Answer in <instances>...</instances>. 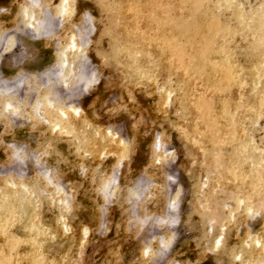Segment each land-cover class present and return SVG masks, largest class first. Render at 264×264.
<instances>
[{
  "label": "rangeland",
  "instance_id": "rangeland-1",
  "mask_svg": "<svg viewBox=\"0 0 264 264\" xmlns=\"http://www.w3.org/2000/svg\"><path fill=\"white\" fill-rule=\"evenodd\" d=\"M25 1L0 0V81L21 79L13 98L0 94V264L12 263L16 251L28 264L32 256V264L261 263L264 112L251 120L231 113V141H224L225 124L224 140L214 145L203 124L220 93L232 112H245L237 93L250 63L240 62L235 73L223 63L232 77L208 87L205 58L235 59L247 50L264 71V35L258 40L248 30L253 23L264 34V0H38L36 13L50 19L35 33L27 31ZM71 36L76 69L56 75ZM198 43L205 55L191 62ZM47 73L54 78L44 84ZM251 83L246 93L263 103L264 78L259 91ZM43 174L59 185L54 196ZM167 211V220H156ZM7 215L14 220L5 226Z\"/></svg>",
  "mask_w": 264,
  "mask_h": 264
},
{
  "label": "bare ground",
  "instance_id": "bare-ground-1",
  "mask_svg": "<svg viewBox=\"0 0 264 264\" xmlns=\"http://www.w3.org/2000/svg\"><path fill=\"white\" fill-rule=\"evenodd\" d=\"M125 1V0H124ZM129 2H130V0H128ZM132 1V0H131ZM134 1V0H133ZM181 0H179V2H180ZM228 1V0H227ZM135 2V1H134ZM136 2H140V1H136ZM135 2V3H136ZM159 2V1H158ZM186 2H188V1H186V0H184L183 2H182V5L183 4H185ZM125 3H126V1H125ZM146 3V2H145ZM157 3V2H156ZM181 3V2H180ZM130 4V3H129ZM148 4H150V3H148ZM147 4V5H148ZM146 5V4H145ZM158 5H160V4H158ZM186 5V4H185ZM203 5V4H202ZM134 6V5H133ZM23 7H24V10H23V14H24V16H25V18L28 20V22H29V25L31 26H29L28 28L30 29V30H27L28 32H36V30H40V27H41V25H43V23H45L46 21H47V24L49 23L48 22V19H50V18H48L49 17V15H48V17H47V20L46 21H44L43 22V20H42V17H44V16H40V14L38 15L37 13H36V9L39 7V4H38V0H26L25 1V4L23 5ZM126 7H127V5H126ZM141 8V7H140ZM145 8V7H144ZM149 8V7H148ZM147 8V9H148ZM159 8V7H158ZM177 8V7H176ZM124 9V8H123ZM128 8H126V10H127ZM125 10V11H126ZM139 10V9H138ZM155 10V9H154ZM160 10H162V8L160 9ZM153 11V10H152ZM156 11V10H155ZM140 12V11H139ZM148 12V14H150V15H152L150 12L151 11H147ZM42 13V12H41ZM47 13H49V11L47 12ZM131 13H133V12H131ZM137 13V12H136ZM162 13V12H161ZM189 13V12H188ZM44 13H42V15H43ZM45 14H46V12H45ZM196 14V13H195ZM142 15V14H141ZM244 15V14H243ZM138 16V15H137ZM215 16V15H214ZM195 17V16H194ZM46 17H44V19H45ZM191 18V17H190ZM132 19V18H131ZM135 19V18H134ZM146 19V18H145ZM248 19V18H247ZM253 19V18H252ZM252 19H251V21H252ZM52 20V19H51ZM144 20V19H143ZM239 21H241V18H240V20ZM254 21V20H253ZM123 22V21H122ZM137 22V21H136ZM186 22V21H185ZM224 21H222V23H223ZM187 23H188V21H187ZM222 23H220L221 25H222ZM231 23V22H230ZM46 24V25H47ZM150 24V23H149ZM237 24H239V22L237 23ZM214 25H216V24H214ZM263 25V24H262ZM261 25V26H262ZM45 26V25H44ZM239 26V25H238ZM241 26V25H240ZM215 27H218V26H215ZM262 27H264V26H262ZM139 28H140V25H139ZM213 28H214V26H213ZM222 28H224V27H222ZM240 28V27H239ZM136 29V28H135ZM160 29V28H159ZM175 29V28H174ZM225 29H227V28H225ZM230 29V28H229ZM238 29V28H237ZM41 30H42V28H41ZM137 30V29H136ZM145 31L147 30V29H144ZM219 30V29H218ZM249 33H250V35H254L255 37H256V39H260L261 40V38H262V35H264L263 34V32H261V31H263V30H260V27L258 28V27H256L253 23H251L250 24V26H249ZM135 31V30H134ZM133 31V32H134ZM138 31V30H137ZM136 31V32H137ZM153 31V30H152ZM182 31V30H181ZM198 31V30H197ZM229 32H231L232 34H233V32L231 31V30H228ZM34 32V33H35ZM40 32V31H39ZM45 32V31H44ZM128 32H130V30L128 31ZM132 32V31H131ZM140 32V31H139ZM174 32V31H173ZM199 32H201V31H199ZM198 32V33H199ZM218 32V31H217ZM212 33H214V31H212ZM221 33V32H220ZM240 33V32H239ZM38 34H41V33H38ZM136 34H138V33H136ZM135 34V35H136ZM174 34H175V32H174ZM218 34V33H217ZM29 35V34H28ZM35 35H37V34H35ZM223 35V34H222ZM229 35V34H228ZM9 36V35H8ZM33 36V35H32ZM129 36V35H128ZM137 36H142L143 37V35H136V37ZM208 36V35H207ZM231 36H233V35H231ZM5 37H6V35H5ZM3 37V39H7L8 37ZM144 38V37H143ZM210 38V36L207 38V39H209ZM225 38V37H224ZM250 38V37H249ZM13 39V38H12ZM124 39H125V37H124ZM182 39V38H181ZM207 39H205V40H207ZM226 39V38H225ZM225 39H224V41H225ZM132 40V39H131ZM138 40H140L139 39V37H138ZM138 40H137V43H138ZM204 40V41H205ZM258 40H256V43H257V41ZM4 41V40H3ZM6 41V40H5ZM174 41V40H173ZM208 41V40H207ZM237 41V40H236ZM264 41V37H263V40H262V42ZM2 42V41H1ZM140 42V41H139ZM142 42V41H141ZM209 42V41H208ZM260 43H261V41H260ZM259 43V44H260ZM1 44V43H0ZM65 44V43H64ZM120 44V43H119ZM126 44H127V42H126ZM129 44V43H128ZM143 44H145L144 42H143ZM225 44V43H224ZM235 44V43H234ZM258 44V43H257ZM130 45V44H129ZM132 45V44H131ZM139 45V44H138ZM207 45H210V42H209V44H207ZM236 45V44H235ZM136 46V45H135ZM206 46V45H205ZM204 46V47H205ZM258 46V45H257ZM145 47V46H144ZM210 47V46H209ZM212 47V46H211ZM263 47H264V43H263V45H261V49H263ZM77 48V43H76V38L75 37H73V36H71V37H69V39H68V41H67V43L65 44V47L63 48V50H62V55H61V59H60V61L57 63V65H56V75H57V73L61 70V68H66V70L68 69L69 70V74L71 73V72H73L76 68H75V66L72 64L73 63V61H71L70 60V58L72 57V56H74L75 55V53H72L73 52V50H75ZM124 48V47H123ZM129 48V47H128ZM132 48V47H131ZM195 52H196V55L194 56V58H192L191 59V62H195V61H197L198 60V62L200 61V59L202 58L201 56H204L205 54L201 51V49L203 48V47H201L200 48V44L198 43V45H196L195 46ZM235 48H236V46H235ZM257 48V47H256ZM122 49V48H121ZM218 49H219V47H218ZM246 49V48H245ZM60 50H61V48H60ZM124 50V49H123ZM204 50H206V49H204ZM208 50V49H207ZM206 50V51H207ZM224 50V49H223ZM222 50V51H223ZM76 51V50H75ZM184 51V50H183ZM183 51H181V53L183 52ZM191 51V50H190ZM205 51V52H206ZM216 51V50H215ZM244 51V50H243ZM247 50H245L242 54H240V53H238L237 55L238 56H236V58L235 59H231V57H230V54H224V56L221 58L220 57V60H212V61H209L208 60V58H205V59H207V61H205V64H207V62H208V66H209V68H210V75H208L207 77H206V79H207V86L208 87H212L214 84H216L217 82H219V81H222V79L221 78H223V75H225L224 74V72H225V70H224V67H223V63H228L227 65L228 66H232V69H233V73H235L234 71H239V67H238V65H239V63L240 62H248V63H250V66H248V67H246V69L244 70L245 72H244V76H243V78H242V80L240 81L241 83H240V89H242L239 93H237V97L239 98V100H242V102H243V109L245 110V112H242V113H238V111L237 110H235L234 112H232L231 110H230V108H229V101H227V100H225L224 99V97H222L221 96V93L219 94V96H218V98H217V100L216 101H218V105H217V102H213L212 103V105L210 106V109H209V111H208V115H207V122L206 123H204L203 124V133L205 134V137H207V138H209V137H211V138H209V142L212 144V145H214L215 143H217V142H219V141H222V139L224 140V137L222 138V135L224 134V133H222V129H223V127L225 126V124H227V125H229L227 128H228V131H229V134H228V136H227V139L226 140H224L225 142L226 141H231V138H230V132H231V120L233 119L231 116V113H235V116L236 117H239V116H243V118H245V119H247V120H251V119H253L255 116H256V118H257V115H261V112L263 111L264 112V110L262 109V106L261 105H264V98H263V103H261V101L259 100V101H257L258 99H257V96L255 95V94H252L251 92H248V93H246V91H245V87H247L246 85L248 84V82L250 81V83H251V81L256 77V82H255V85L253 86V84L251 83V85H252V87L254 88L255 86H256V84H262V79L264 78V71H262L261 69H256V66L255 65H253V63H254V61H253V59L251 58L250 59V56H249V53H247L246 52ZM126 52H128V50L126 51ZM240 52H241V49H240ZM148 53V52H147ZM150 53V52H149ZM209 53V52H208ZM207 53V54H208ZM211 53V52H210ZM222 53H224V52H222ZM222 53L219 51H217V53H215V55L216 56H220V55H222ZM124 54V53H123ZM263 52H261L259 55H260V58H261V60H260V63L262 64L264 61V56H263ZM145 55V54H144ZM250 55H252V54H250ZM174 56V55H173ZM197 56H200V57H197ZM143 57V56H142ZM198 59H197V58ZM209 57V56H208ZM144 58V57H143ZM259 58V59H260ZM59 60V59H58ZM173 60V59H172ZM175 60V59H174ZM231 60H233V62L231 61ZM232 62V63H231ZM229 63H230V65H229ZM78 68L77 69H80L79 71H81V69L83 68V67H85V65H81V62H78ZM198 65H196L195 66V69L193 70V76H194V79H195V81L196 82H198V83H200V82H202L204 79H205V75H204V73L202 72L201 73V71H203L204 70V68H203V66L200 64V63H197ZM260 65V64H259ZM83 66V67H82ZM77 67V66H76ZM262 67H264V64H263V66ZM171 68V67H170ZM181 68V67H180ZM257 68H258V64H257ZM261 68V67H260ZM145 69V68H144ZM230 70H231V68H229ZM228 71V72H226V77L225 78H229V76H230V74H231V71ZM241 70V69H240ZM144 71V70H143ZM256 71V72H255ZM61 72V71H60ZM82 72V71H81ZM92 72V71H91ZM62 73V72H61ZM141 73H142V71H141ZM241 73V72H240ZM143 74V73H142ZM55 75V74H54ZM55 75V76H56ZM86 75L87 74H83L81 77H83L82 79H83V81L84 80H88L87 78H86ZM233 75V74H232ZM232 75L230 76V77H232ZM78 76V78H80V74L79 75H77ZM51 77H53V76H51V74H49V73H47L46 75H43V79H44V84L46 83L47 84V81L49 80V79H51ZM130 77V76H129ZM149 77V76H148ZM24 78V77H23ZM54 78V77H53ZM67 78V77H66ZM75 78H76V75H75ZM237 79V78H236ZM240 79V78H239ZM238 79V80H239ZM2 80L4 81V82H2ZM0 82H2L3 84L1 85V87H0V94H4V95H6V96H11L17 89H18V87L21 85V79L20 78H17V79H15L14 81H12V82H10L11 80L9 79V80H4V79H2ZM41 80V79H40ZM53 80V79H52ZM65 80V79H64ZM238 80H236V81H238ZM9 81V82H8ZM232 81H233V79H232ZM235 81V80H234ZM49 82V81H48ZM88 82V81H87ZM86 82V83H87ZM195 82V83H196ZM81 83V82H80ZM42 85V86H45V85ZM38 85V84H37ZM199 85V84H198ZM226 85H228V84H226ZM238 85V84H237ZM41 86V87H42ZM85 86H86V84H85ZM259 87V86H258ZM256 89H257V87H255ZM239 89V90H240ZM252 89V88H251ZM229 90V89H228ZM257 91H259L258 89H257ZM261 91H262V89H261ZM187 92H188V89H187ZM221 92H224V91H221ZM186 93V92H185ZM201 93H202V91H201ZM218 93V92H217ZM230 93V92H229ZM249 93H251L252 95L251 96H249ZM256 93H258V92H256ZM262 94L264 93V92H261ZM258 95V94H257ZM187 96V95H186ZM201 96V95H200ZM260 96V95H259ZM259 96H258V98H259ZM12 97V96H11ZM51 97V96H50ZM5 98V97H4ZM9 98V97H8ZM13 98V97H12ZM54 98V97H53ZM36 99V98H35ZM261 99H262V97H261ZM238 100V99H237ZM236 100V101H237ZM9 101H11V99L9 100ZM8 99H7V101H6V105L8 106V108H10L13 104L11 103V102H8ZM40 102V101H39ZM49 104H51L52 102H53V100H52V98H49ZM54 103V102H53ZM52 103V104H53ZM208 103V102H207ZM236 103V102H235ZM57 104V103H56ZM237 104V103H236ZM18 105V104H17ZM31 105H32V107H34V110H37V108H38V106H39V103H37V100L35 101V103L34 102H32L31 103ZM54 105V104H53ZM238 105V104H237ZM240 106V105H239ZM238 106V107H239ZM205 107V106H204ZM237 107V108H238ZM8 108L6 107V109L8 110ZM40 109V108H39ZM78 110V109H77ZM243 110V111H244ZM58 111V110H57ZM204 111H205V109H204ZM231 111V112H230ZM237 111V112H236ZM242 111V110H241ZM10 112V111H9ZM244 113V114H243ZM59 114H60V116H65V112L63 111V110H59ZM234 116V115H233ZM262 116V115H261ZM198 117V116H197ZM46 120V119H45ZM254 122V121H253ZM254 124H256V123H254ZM242 125V124H241ZM241 130V129H240ZM242 131L244 132V130L242 129ZM242 131H240V133L242 132ZM202 133V134H203ZM234 136H232V138H233ZM197 138V137H196ZM251 138V137H250ZM236 140H237V138H236ZM252 140V139H251ZM250 140V141H251ZM223 141V142H224ZM196 142V141H195ZM240 142V141H239ZM244 143V142H243ZM253 143V142H252ZM255 143V142H254ZM198 144H200L199 142H197L196 143V145H198ZM202 144V143H201ZM200 144V145H201ZM219 144V143H218ZM222 144V143H221ZM158 145V144H157ZM156 145V146H157ZM220 145V144H219ZM202 146V145H201ZM204 147V146H203ZM235 147V146H234ZM251 147H252V145H251ZM243 150L242 151H244L245 153V155H246V153H248L247 154V156L248 157H250V158H252L253 157V155L255 154L254 152H252L251 150H249V148H248V146H247V144L245 143V144H243V148H242ZM257 149V148H256ZM255 149V150H256ZM260 149H258V151H259ZM200 151V150H199ZM234 151H235V149H234ZM254 151V150H253ZM257 151V150H256ZM210 152V151H209ZM263 152V151H262ZM14 153H16V152H14ZM192 153V152H191ZM212 153V152H211ZM214 153V152H213ZM264 153V152H263ZM243 154V156L245 157V155ZM257 154V153H256ZM15 155V154H14ZM16 155H17V153H16ZM217 155V154H216ZM262 156V155H261ZM214 157H215V155H214ZM223 157V156H222ZM242 157V156H241ZM197 158V157H196ZM216 158H219L218 156H216ZM243 159V158H242ZM246 159H248V158H246ZM253 159V158H252ZM251 159V160H252ZM264 158H262V157H260L259 158V160L260 161H262ZM218 160V159H217ZM250 160V159H249ZM263 162H264V160H263ZM235 166V165H234ZM39 167H41V166H39ZM253 167V165H251V167H249L250 169ZM256 168V167H255ZM264 167L262 168V169H260L259 171H258V176H263L264 175ZM10 171H12V169L10 170ZM51 171V170H50ZM253 171H257V170H253ZM49 172V171H48ZM252 173V172H251ZM7 174V173H6ZM44 174H47V173H45L44 172ZM42 175V176H44L43 178L46 180V182H47V184L49 185V184H54L53 182H52V180H54V179H52V178H48V177H46L45 175ZM49 175H51L50 173H49ZM229 175V174H228ZM234 175V178H235V174H233ZM243 175V174H242ZM242 175H240V176H242ZM256 175V174H255ZM55 176H56V174H55ZM220 176V175H219ZM245 176V175H244ZM238 177V176H237ZM243 177V176H242ZM246 177V176H245ZM240 178V177H239ZM238 179V178H237ZM244 179V178H243ZM251 179H253V178H251ZM242 180V179H241ZM257 180V179H256ZM263 181H264V179H263ZM10 182V181H9ZM251 182V181H250ZM261 183V182H260ZM259 183V184H260ZM104 184L106 185V183L104 182ZM254 184V183H253ZM256 184H258V183H256ZM13 185V184H12ZM23 187H26L25 186V183H22L21 184ZM247 185V184H246ZM264 185V184H263ZM263 185H260V186H262L263 187ZM59 185H53L52 186V188H51V192H52V196H54V194H55V192H56V189H57V187H58ZM103 186V185H102ZM113 186V185H112ZM258 186V185H257ZM108 187V186H107ZM106 187V188H107ZM104 188V187H103ZM112 188H114V187H112ZM254 188H257V187H254L253 186V188H251V189H254ZM258 188H259V186H258ZM258 188H257V190H258ZM1 187H0V191H1ZM105 189V188H104ZM262 189V188H261ZM260 189V190H261ZM105 190H107V189H105ZM260 190H258L259 192H260ZM29 191V189H25V193H27ZM110 191V190H109ZM108 191V192H109ZM3 192V191H2ZM29 193H32V191L30 190L29 191ZM253 195V194H252ZM257 196V195H256ZM0 197H1V199H5V194H3V195H1L0 194ZM250 200V199H249ZM238 201V200H237ZM177 204V203H176ZM172 205H173V203H172ZM170 207V206H169ZM172 208V207H171ZM174 209V207L172 208V210ZM167 210H171V209H167ZM169 211H167V213L163 216V218H158V219H156L157 221L158 220H160V221H165V220H167L168 219V217H170L171 215H170V212ZM7 214V213H6ZM12 216V215H11ZM18 217V216H17ZM14 220V218L12 217V218H8V215H7V218L3 221V223H4V225L5 226H7L8 225V223H9V221H13ZM61 220V219H60ZM60 222H62V220L60 221ZM11 227V226H10ZM3 228V227H2ZM35 228V227H34ZM31 229V228H30ZM19 230V229H18ZM49 230H53V227L52 228H49ZM9 232V231H8ZM20 234V233H19ZM38 235V234H37ZM13 236V235H12ZM18 235H16V236H13V238L15 239L16 237H17ZM257 237L258 238H256V240H255V242L256 243H258L259 242V238L261 237V235H257ZM12 238V239H13ZM221 238V237H220ZM10 239V238H9ZM17 240L18 241H20L19 240V238H17ZM220 241V240H219ZM218 241V242H219ZM14 241L12 240V242L11 243H13ZM30 242L31 243H33L34 245L33 246H35L36 245V247H38V245H37V243H35L36 242V240H34L32 237L30 238ZM10 243V242H9ZM21 243V242H20ZM15 244L17 245V241H15ZM14 244V245H15ZM39 244V243H38ZM9 245V244H8ZM14 245H13V247H14ZM15 245V246H16ZM12 247V245H11V247H9V248H12V249H14ZM16 249V248H15ZM30 250V249H29ZM34 250V249H33ZM245 252H246V250H245ZM250 252H248L247 253V257H248V255H249V257L251 256L250 254H249ZM245 255H246V253H245ZM6 256V255H5ZM40 257V256H39ZM32 258H33V261H31V264L34 262V257L32 256ZM7 259V258H6ZM260 259V258H259ZM10 261V260H9ZM51 261V260H50ZM65 261V260H64ZM255 263V262H254ZM257 263V262H256ZM9 264H28L27 263V260H26V258H25V256H24V252H22V251H16L15 252V256H14V259L12 260V263L10 262ZM53 264V263H52ZM259 264H264V257H263V259H262V261H261V263H259Z\"/></svg>",
  "mask_w": 264,
  "mask_h": 264
}]
</instances>
